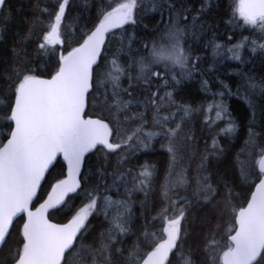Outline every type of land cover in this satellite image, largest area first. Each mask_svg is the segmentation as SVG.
Instances as JSON below:
<instances>
[{
    "label": "snow or ice",
    "instance_id": "1",
    "mask_svg": "<svg viewBox=\"0 0 264 264\" xmlns=\"http://www.w3.org/2000/svg\"><path fill=\"white\" fill-rule=\"evenodd\" d=\"M223 8L0 0V264H264V0ZM221 23L240 39L218 43ZM157 138L158 191L139 163Z\"/></svg>",
    "mask_w": 264,
    "mask_h": 264
},
{
    "label": "trees",
    "instance_id": "2",
    "mask_svg": "<svg viewBox=\"0 0 264 264\" xmlns=\"http://www.w3.org/2000/svg\"><path fill=\"white\" fill-rule=\"evenodd\" d=\"M221 2L224 5L223 9H220V13L222 16H230V12L227 11V7L230 3H232V0H221ZM17 3V0H12V4L15 5ZM19 27V21L15 16V9L13 8V19L11 20L9 24V28L11 31H15ZM11 31L9 32V39H11ZM242 29H231L225 24L221 23L220 29L218 32V43H225L227 39V34L231 33L234 35V41L240 39V33ZM245 35H248L247 32L244 33ZM247 59V57H246ZM235 63L234 61H225L223 64L219 65L220 72L216 73V75L220 76L221 79H224L226 82L230 83L233 86V89L235 90V78L232 76L225 75V73H232L234 72L235 69ZM255 70L256 73L259 74L260 72V65L259 61L256 62L255 64ZM200 85L198 82L193 81L189 86L187 91L190 93V95H186L183 97V99L190 103L194 108L198 107L202 103L210 102L211 101V96H205L202 92L199 91ZM213 91H216V88L213 87ZM179 99V98H178ZM229 105H233L235 103L243 105V101H237L235 97H232L228 101ZM246 107V106H245ZM243 109H241V112ZM234 116L237 117L239 120L240 113L234 112ZM191 122L192 125L194 126V130L196 131L197 136L201 137V148H203V141L205 139L208 140V143H211V140L209 139L210 133L207 131H201V128L203 127V118L200 112L194 111L191 117ZM245 138V130L242 127L241 128V134L238 139H236L234 142L229 141L228 143L232 144L233 146L229 149L231 152H237L239 151L240 147L243 146V140ZM223 138H222V143H223ZM162 141L157 138L156 140L153 141V144L147 152H142L139 156V163H151L156 166V169L158 171V178H157V191L159 190V183L163 181L164 178V173L167 168V161H168V153L164 148L161 146ZM228 145L225 144V147ZM142 198V197H141ZM138 207V206H137ZM54 220H64L65 217L60 214L55 217H53ZM102 219V218H101ZM99 221H94V226L98 227Z\"/></svg>",
    "mask_w": 264,
    "mask_h": 264
}]
</instances>
